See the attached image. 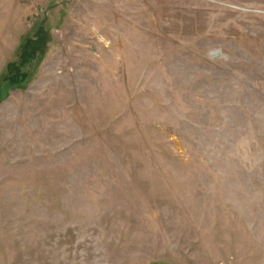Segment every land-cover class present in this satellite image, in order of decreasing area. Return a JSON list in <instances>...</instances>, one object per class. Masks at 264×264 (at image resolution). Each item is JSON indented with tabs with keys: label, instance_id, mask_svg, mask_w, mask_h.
I'll list each match as a JSON object with an SVG mask.
<instances>
[{
	"label": "rangeland",
	"instance_id": "rangeland-1",
	"mask_svg": "<svg viewBox=\"0 0 264 264\" xmlns=\"http://www.w3.org/2000/svg\"><path fill=\"white\" fill-rule=\"evenodd\" d=\"M0 264H264V0H0Z\"/></svg>",
	"mask_w": 264,
	"mask_h": 264
},
{
	"label": "trees",
	"instance_id": "trees-1",
	"mask_svg": "<svg viewBox=\"0 0 264 264\" xmlns=\"http://www.w3.org/2000/svg\"><path fill=\"white\" fill-rule=\"evenodd\" d=\"M38 39L36 41L33 38H29L26 40V44L22 47L21 58L19 59V66L15 67V69L19 70L22 67L27 66V64L34 58L37 51L41 49V45L44 43L43 37H45L44 32L40 29L37 32ZM17 63H12L11 65L15 66Z\"/></svg>",
	"mask_w": 264,
	"mask_h": 264
},
{
	"label": "built area",
	"instance_id": "built-area-1",
	"mask_svg": "<svg viewBox=\"0 0 264 264\" xmlns=\"http://www.w3.org/2000/svg\"><path fill=\"white\" fill-rule=\"evenodd\" d=\"M49 1H51V0H49Z\"/></svg>",
	"mask_w": 264,
	"mask_h": 264
}]
</instances>
